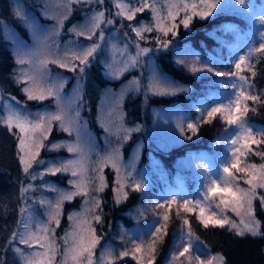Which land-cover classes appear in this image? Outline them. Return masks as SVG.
I'll return each instance as SVG.
<instances>
[{
    "label": "rangeland",
    "instance_id": "rangeland-1",
    "mask_svg": "<svg viewBox=\"0 0 264 264\" xmlns=\"http://www.w3.org/2000/svg\"><path fill=\"white\" fill-rule=\"evenodd\" d=\"M31 1L37 9L39 16L43 19V23L41 24L37 21V19H34L28 10L23 8L21 2L15 1L12 5V10L13 8L18 7L26 14V16L30 17L34 21V26L37 29V33L33 35L28 28L24 27L27 33V39L24 40V42L29 48L37 52V55L31 58V64H18L16 62L18 59L17 46L11 38L13 34L11 31L12 29L5 22L0 23L1 32L4 38L11 41L13 46V58L15 62L14 77L19 84H22V91L24 87L28 86L24 73L31 74L35 64H37L40 59L45 58V53L47 54V58L49 60L57 59L65 55V52L68 51V46L72 41H78V43L82 45H88L91 43V41L85 39L84 37H76L74 33L69 32V29H71L74 25L83 23L85 13H90L93 10H106L105 19L112 18L115 21L114 24L110 26L106 24L101 25L105 32V40L101 42V50H98L95 54V59L92 62V64L99 63L102 75L105 79L111 81L117 80L107 78L109 71H118L123 66L121 63L122 61H128L131 57H136L137 44H139L141 48L147 47L149 52L139 57V62L136 67L129 68L128 70L120 73L118 79L127 73V80L118 84L116 87L109 86L101 92V96L97 101L94 113V120L98 129L96 135L92 134V132L87 129L86 118H89V112L87 116L84 115L85 103L83 100V107L80 111V123L82 125V131L85 134V139H87L92 146L91 154L88 155L86 152L88 160L85 178L88 195H76L81 197L80 202H78L77 209L68 214L67 225L65 230L60 235H56L58 225L54 221L49 223V214L52 211V208L49 207V205H54L58 198V193L53 191V189L58 188L65 191H75L72 184L69 182L79 179V177H72L70 172H60L55 174L59 175L61 178L65 176V181L62 184L49 181L44 177L45 175H53L47 171L48 167L52 166V162L57 160L66 161L68 158H74V154L69 153L65 145L75 142V134L73 133L70 135L68 132L63 131L59 126V121H53L48 137L53 132L63 133L64 135L61 139H55L54 141H50L48 143L46 142V144L45 141H47L48 138L46 140H42L45 147L40 149L36 160L43 161L44 163H37L36 161H33L29 172L25 173L19 160L21 171L24 175V181L20 191L22 188L26 189V191L23 194L21 193L22 208L16 232L24 230V223L22 222H27L33 233L37 232V229L42 228L44 225H47L50 229H54V233L49 232L47 235L50 238L54 237L56 244L59 246L58 254L56 259L53 261V264H59L62 260L64 249V240L62 238L65 237L66 233L76 230L75 225L81 220L84 221L81 226L83 229V235L87 236L89 234L87 231L88 228H92L93 226L92 220L96 215L95 213L97 209L95 212L86 213L83 217H81L80 214L84 212L85 207L91 208L93 206V197L99 200L100 192L95 191V189L101 183V176L104 178V187L108 179L112 182L115 202L126 198V195L128 196L131 193L130 190H135L134 196L131 199L134 200L135 203L132 206L129 205L130 207L127 206L125 212H123V217L125 218L123 220L120 219L116 224H114L116 232H114V234L111 233L106 239H102L101 244H97L93 249V264H121L122 262H127V264H148L150 259L147 254L148 246L149 244H154L155 251L153 253H156L160 245L163 243V235L161 234L162 227H164L163 229L165 231L166 224L169 222L163 220V216L166 214L164 206L169 205L173 199H175V203L171 204H178L179 209L183 210L181 213H190V211H185L179 206L184 203L185 199H187L191 202L189 204V208H194L191 212L195 213V215H193L197 218L199 215V206H196V204L197 201H200V206H203L206 209L205 216L215 213L217 218L226 217L230 223H235L243 228V225L240 224L241 217L232 212L230 207L225 208L223 205L219 208L216 207V205L219 204L218 196L205 199L207 188L211 186V182L213 180L220 181V178L225 176L223 173V167L226 165L230 166L232 159L231 149L234 146L231 145L230 141L235 137L238 128L236 125L227 124L226 113L222 112L215 115H218L217 117L220 118L224 125V129L209 144L208 148L203 150L196 157L176 161L173 165L172 171H170V174L167 173V171L163 172L161 169L158 170L154 167L150 152H148L145 160L142 161V164L139 161L140 149L143 147L144 143H149L151 147L158 150H164L170 148L171 146H178L188 140L186 139L187 136L185 137L183 135L184 128L190 133L189 137H191V134L193 136L196 131L193 132L192 129H189L188 124L192 123L195 128H197L199 122L198 120L201 118L200 115L203 114L207 117V112L210 111L212 107L219 106L221 103H228V97L233 93L230 83H239L238 79L236 77L225 76L223 80H216L218 82V87L213 91H207L203 94L208 98L207 101L205 100L206 103H200L197 100L193 103H188V105H185L184 102V104H178V106L174 105L164 108L159 107L156 109L151 108L147 112L148 120L145 123V126L143 125L141 127L138 122H135L136 124L134 125H125L122 112V106L124 105L123 102L125 98L130 93L134 97H137L140 93L145 94V90L149 88V81L153 78L159 81L160 86L167 89L168 93L154 94L153 91H148L147 96L170 97L178 95L179 93H184L186 95L185 98H188V88L180 87L171 82L169 79L162 77L154 59L152 58V48L159 47L158 45L160 43H157V38L160 36H163L164 38V33L156 28V19L153 18L151 7L145 8V10H148L147 15L150 16L151 19L148 23H142L140 20L135 21V16L131 21L123 17H117L115 13L118 12L119 9L115 7L116 0H104L102 7L96 4L88 6L84 3H74L78 4L81 9L85 10V12L76 23L68 28L62 39H59L60 34H54L53 30L57 28L58 21H63L65 16L68 15V9L73 3L69 4L68 0ZM119 2L126 3L129 7H133L139 6L143 0H119ZM210 2H213V0H210ZM147 3L149 5H155L157 8L159 16L162 18V27H171L173 25L172 21L174 20L167 19L168 5L170 4H178L181 9L183 4L186 3L189 5L187 12L179 10L176 18L184 19L186 15L193 17L194 12L205 10L202 0H147ZM246 4L251 6L247 11L241 9L240 6L235 5L234 0H220V4L217 5V8L212 10V15L217 13L233 14L236 18L242 21V29L233 30L231 35L225 34L224 36H220V39H222L221 41H229V44L227 43V48L232 53L233 57V60L231 61V72L236 71L234 64L239 60L240 56L247 57L248 59L246 60V63H249L250 56L256 52L255 51L249 55L250 49H259L260 44L264 43V35H262L264 34V23H261L262 16H264V0H246ZM191 5H195L196 7L192 8ZM233 8L235 11H233ZM212 15L197 16L205 18ZM129 25H143L145 27H151L152 31L142 32L141 36L143 38L139 39L136 34L131 31ZM179 25L181 26L180 21L176 27ZM5 26L7 27V33L5 32ZM60 28L61 27H59V33ZM50 33H53L50 36V39H48L45 44L41 45L39 40L44 36H48ZM125 33H127V35H125ZM148 33H150L151 38L147 37ZM98 35L99 32H97V36ZM95 38L96 37L93 39ZM151 39H155L156 41L151 42ZM148 41L152 43L153 46L147 45ZM126 43L127 50L125 51L124 49ZM262 53L264 54V51H262ZM175 60L177 62L183 61L182 63L187 66L185 67L195 79H198L199 77L204 78L206 76L211 78L220 77L214 73L204 70L205 67H210L212 63L214 64V62H212L215 61L214 58L207 56L199 58L196 54L192 55L187 51H178L175 53ZM105 61L111 65V68L108 70H106ZM73 63L78 65L79 61L77 60ZM46 67L49 73V80L47 83L51 84L54 90L60 93L63 98L61 100V105L67 106V101L72 97L74 88L78 84L76 74L68 71L66 68L59 67L56 63L50 62ZM193 67L198 70L192 71L191 69ZM86 72L87 70H85V74ZM245 73L246 70L241 74L245 75ZM62 82L64 83V87L61 89L60 84ZM134 82H138L140 90L128 91L122 99H119L117 104L114 94L116 98H118V94L122 91V89H135L137 87V83ZM226 85L229 86L226 87ZM24 95L27 99V95L25 93ZM45 100H48L46 106L39 109H29L21 106L13 99L4 98L1 103L2 113L0 120L7 115L5 105H8L12 110L19 111L21 115L27 116L30 120H35L39 113L45 111L53 113L58 111L55 96L47 97ZM138 112L139 111L134 108L132 115L138 116ZM140 115H144L143 110H141ZM244 120L247 122L248 126L257 138H259L260 134H264V127L253 129L245 117ZM137 127H139V131L135 130ZM13 128L18 133V136L24 135L21 134L15 126H13ZM118 128L121 129L119 132L117 131ZM105 129H107V131H105ZM122 129H128L129 131L125 133ZM125 134L128 136L126 140L123 138ZM134 134H136L135 138H133ZM36 135H39V133ZM129 141L131 142L129 143ZM56 144L60 146L53 147V145ZM235 147H239V145H236ZM251 147L253 151H257L259 145H252ZM117 149L119 150L117 153L118 159L116 160L117 167H113L112 163L109 162L103 164V170L100 171V158L108 156ZM57 151L62 152V154L55 156L48 155L51 152ZM17 152L19 159V156L23 154L19 150V140L17 141ZM41 155L45 156L40 157ZM255 158L257 160H255ZM241 161L245 164L254 163L259 165L264 163V160L257 155H254L252 160L249 159V153L242 156ZM133 162L134 167H131ZM117 168H119V172L117 171ZM233 172L238 177L236 183L239 187L247 189L249 186L243 183L244 174L235 173V170H233ZM32 177H35V179ZM137 183L140 185L139 188L135 187ZM121 184L124 185L123 188L120 187ZM256 193L257 196L253 200V215L255 205L260 204L259 197L264 196V188H257ZM85 200H88L87 205L84 203ZM262 210L264 212V208H262ZM70 216L72 219H69ZM245 219H247V217H245ZM184 220L185 218L183 217L178 224V238L175 240L174 244L170 242V245L167 246V254L164 257L166 259L165 263L209 264V262H211V264H223V261L219 259L221 256L210 253L206 246L189 235L188 225L184 224ZM226 226L230 228V224H226ZM156 227H160L161 232L154 236L153 233L155 232ZM170 227H172V224ZM232 230L236 233L235 229ZM171 231L169 232V236L171 237L170 241H172ZM39 234L45 235L43 232ZM245 234L251 235L250 233ZM69 243L71 244V240H69ZM184 247H188V252L185 253L184 256H179V253L183 251ZM11 248L13 253L18 256L17 258L22 264V257L14 251L15 248H19L24 255H30L33 251H44L39 244H34L31 248H29L27 245L13 243ZM122 252L127 253V255L121 256ZM109 253H111L110 256L108 255ZM174 257H177V259H174ZM151 262L153 263L152 259ZM69 264H71V261H69Z\"/></svg>",
    "mask_w": 264,
    "mask_h": 264
},
{
    "label": "snow or ice",
    "instance_id": "snow-or-ice-1",
    "mask_svg": "<svg viewBox=\"0 0 264 264\" xmlns=\"http://www.w3.org/2000/svg\"><path fill=\"white\" fill-rule=\"evenodd\" d=\"M68 3H84L85 5L91 6L92 4H96L99 6H103L104 0H68ZM204 4L203 11L194 12V15L200 16H208L212 15V10L217 8V5L220 4V0H202ZM234 4L240 6L241 9L247 11L250 9V5L246 4V0H234ZM115 7L119 9L118 12L115 13L117 17H123L129 21H131L136 13H141L145 10V8L151 7V11L153 13V18L156 19V28L159 31H162L165 36L168 35L169 32L172 33L173 36L176 35L175 25L173 24L171 27H162V18L159 16L158 10L155 5H149L147 0H143L139 4V6L129 7L126 3H120L119 0H116ZM192 8H195V5H191ZM189 8L188 4H183L182 9L178 4H170L168 5V14L167 19L175 20L176 15L179 10H184L187 12ZM13 15L21 22L22 27L28 28L33 35L37 33V29L34 26V21L26 16V14L20 10V8H13ZM71 11V8L68 9ZM233 11L235 9L233 8ZM106 17V10L95 11L93 10L90 13H85L84 22L79 25H74L69 32L74 33L76 37H84L85 39L91 41L88 45H82L78 43V41H72L68 46V51L65 52L63 57L49 60L47 58V54L45 53V58L40 59L37 64H35L33 72L31 74L24 73L26 77V83L28 86L23 88L24 93L27 95L28 100H37L43 101L47 97L55 96L58 111L55 113L50 111H45L38 114V117L35 120H30L27 116L21 115L19 111L12 110L8 105H5V109L7 110V115L0 120L3 124L7 126L9 131L12 130L13 126L19 130L21 134L18 136L19 140V150L22 155L19 156V160L21 165L23 166V170L25 173L29 172V169L32 167V162L36 161L37 163H44L43 161H37L36 158L39 155L40 149L45 147L42 143V140H46L52 128L53 121H59L60 128L68 132L70 135L75 134L76 140L74 143H68L65 145L69 153L74 154V158H68L66 161L57 160L52 162V166L48 167L47 171L53 175L60 172H70L72 177H79V179L72 180L69 183L72 184L75 191H65L61 189H53L58 193V198L54 205H49L52 208V211L49 214V223L55 222L57 225L60 223V207L63 201L72 200L76 195H88V189L86 185L85 172L87 171V160L88 155L92 152V146L87 139H85V134L82 131V125L80 123V111L83 107V93L87 83V78L85 76L86 68L90 67L93 60L95 59V54L98 50H101V42L105 40V32L101 27L102 24L113 25L114 19ZM67 16H65V19ZM192 19V16L186 15L180 23L183 24L185 28L189 27V21ZM2 23V22H0ZM63 21H58V26L53 30V33L59 34V27L62 26ZM261 23H264V16H262ZM131 31L134 32L137 38L142 39V32H151V27H145L143 25H129ZM5 32L7 33V27L5 26ZM97 32L99 35L97 36ZM50 33L48 36H44L39 40L41 45L45 44V42L50 39V36L53 34ZM127 35V33H125ZM264 35V34H262ZM96 37L95 39H93ZM14 43L17 46V63L25 64L32 63L31 58L37 55V52L33 49L29 48L23 40H20L12 34L11 37ZM157 43H160L159 38H157ZM163 47L168 46V41H165L162 45ZM137 55L136 57H131L128 61H122V68L118 71L112 72L109 71L108 77L109 79H118L120 73L128 70L129 68H134L137 66L139 62V57L143 54L149 52L147 47L141 48L139 44L136 45ZM125 51L127 50V43L125 45ZM255 51H264V43L260 44L259 49H250L249 55H251ZM70 52V55H69ZM248 58L245 56H240L239 60L235 62L234 67L236 69L235 72L230 73H222L215 71L212 67H205L204 70L210 73H214L217 76H228V77H236L239 83L232 82L230 83V87L233 90V93L228 97V103H221L219 106L212 107L210 111L207 112V117L212 118L217 113H226V122L228 125H236L238 131L235 134V137L231 139L230 143L234 146L231 149L232 159L230 162V166L226 165L223 167L224 177L220 178V181L213 180L211 182V186L207 188V193L205 199L219 197V204L216 205L219 208L223 205L225 208L231 209L237 216L241 217L240 224L243 225L241 228L239 225L235 223H230L226 217L217 218L216 214L213 213L211 215L205 216V207L200 206V201H197L196 206H199V215L198 219L201 224L204 225L205 228L208 227L209 223L213 226L224 227L226 224H230V229L236 230L237 236H243L245 233H250L252 236L264 235V232L260 231V223L253 215V200L256 198L257 188H264V163L259 165L257 164H245L241 161V157L246 155V153H253L254 155L260 156L262 160H264V150L253 151L252 145H261L264 144V134H261L259 138L254 135L251 128L248 126L247 122L244 120L246 114L250 111L248 106V101H251L253 105H261L264 106V90L253 89L256 88L254 83H249V78L241 73L245 70H248L251 74L252 78L257 76V72L253 70V65L250 63H246ZM79 61V64L73 63L74 61ZM56 63L61 68H66L68 71H71L76 74V79L78 81L77 86L74 88L72 97L67 101V106L61 105V100L63 99L60 93L51 86V84L47 83L49 80V73L47 70L48 63ZM183 61H178V63H182ZM106 70L111 68V65L105 61ZM192 71H197L198 69L193 67ZM137 87L135 89H122V91L118 94V98H116L114 94V98L118 104L119 99H122L123 96L128 91H138L139 85L138 82ZM229 85H226L228 87ZM64 87V83L60 84V88ZM148 91H153L155 93H163L167 94L168 90L164 89L160 86L159 81L155 78L149 81V88L145 90V94L147 95ZM14 99V98H13ZM252 111H256V108L253 107ZM207 122V120L205 121ZM188 128L192 129L193 132L196 131L194 124L189 123ZM121 129H117L119 132ZM125 133H127L128 129H122ZM135 130L139 131V127ZM107 131V129H105ZM39 133V135H36ZM125 140L128 138L127 134L123 137ZM186 139H191V137H186ZM239 145V147H235ZM60 145L56 144L53 147H59ZM118 149L113 153H110L106 157L100 158V171L103 170V164L112 163L113 167H117L116 160L118 159L117 153ZM131 167H134V162ZM235 173H243V183L247 184L249 187L247 189L239 187L236 183L238 177ZM119 172V168H117ZM35 179V177H32ZM103 176L100 177L101 183L95 189V191L100 192L104 189L103 184ZM123 184L120 185L123 188ZM136 188H139L140 185L137 183L135 185ZM26 189L22 188L21 193L23 194ZM230 197V199H229ZM260 204L261 207L264 208V196H260ZM94 204L91 208L85 207L84 212L80 214L83 217L88 212H95V210L99 207L100 201L93 197ZM119 202V200H117ZM85 205L88 204V200H85ZM171 203H175V199ZM171 203H169V207H171ZM191 202L187 199L184 200V203L180 205L185 211H193L194 208H189V204ZM247 217V219H245ZM168 215L165 214L163 216V220H168ZM69 219H72L70 216ZM94 219L96 222L101 221L100 215H95ZM24 223V230L14 232L12 234V238L9 241L8 247L11 248L13 243L27 245L31 248L34 244H39L41 248L44 249L43 252L33 251L30 255H24L19 248H15L18 254L21 255L23 264H53V261L56 259V256L59 251V246L56 244L55 238H50L47 233L53 232L54 229H50L47 225H44L42 228H38L37 232L33 233L30 230V226L27 222ZM82 223L83 220L79 221L75 225V229L73 232L66 233L64 240V249H63V257L59 264H93L92 256L93 249L99 243V238L95 234V230L92 228H88V235L85 236L82 234ZM184 224H188V220H184ZM45 233V235H40L39 233ZM161 232L160 227H156L153 235ZM189 235L191 236V230H189ZM71 240V244L69 243ZM155 251L154 244H149L148 246V256L150 257L148 264H152L151 262V254ZM188 252V247H184L183 251L179 253V256H184L185 253ZM109 256L111 253L108 254ZM127 255V253L122 252L121 256ZM135 258V257H134ZM103 259V257H102ZM177 259V257H174ZM223 261V257L219 258ZM0 264H4V261L0 259ZM211 264V262H209Z\"/></svg>",
    "mask_w": 264,
    "mask_h": 264
},
{
    "label": "trees",
    "instance_id": "trees-1",
    "mask_svg": "<svg viewBox=\"0 0 264 264\" xmlns=\"http://www.w3.org/2000/svg\"><path fill=\"white\" fill-rule=\"evenodd\" d=\"M15 1L21 2L23 8L28 10L40 24L43 23V19L39 16L31 0H0V22H5L12 29L11 31L13 34L24 41L27 39L26 29L21 26L19 20L15 18L12 13V5ZM70 8L71 11L68 12L67 18H64L60 28L59 39H62L68 28L76 23L85 12L78 4L73 3ZM147 13L148 10L136 13L134 20L148 23L151 17L148 16ZM182 19L183 18H176L172 21V24L176 26ZM241 22L242 21L233 14L217 13L205 18L194 15L189 21L188 28H185L181 23V26L179 25L174 29L176 31L175 36H173L171 32H169L167 36L163 34L164 38L160 36L159 40L161 42L158 45L159 47H151L152 58L162 77L169 79L180 87L188 88V98H185L186 95L184 93H179L178 95L170 97H149L143 93L134 97L130 93L125 98L123 102L124 105L122 106L124 124L134 125L136 124L135 122H138L141 127L143 125L145 126L148 120L147 112L151 108L156 109L159 107L178 106V104H184V102L185 105H188V103H193L197 100L200 103H206L208 98L203 94L217 88L218 82L216 80H223L225 76L216 78L206 76L204 78L199 77L195 79L192 77L189 70H187V66L184 63L181 64L175 60V53L178 51H187L192 55H198L199 58H204L206 56L214 58L215 61H212L214 64L212 63L210 67L218 72L229 73L232 70L231 61L233 57L232 53L227 48L229 41H221L222 39H220V36H224L225 34L231 35L233 30L242 29L243 26ZM147 37L151 38L150 33L147 34ZM151 40V42L156 41L155 39ZM165 41H168V46L166 48L162 46ZM147 45L153 46L149 41ZM249 63L253 65V70L257 72L255 78L251 77L248 70H246L245 73V76L249 78V83H254L256 86L253 91L256 89L264 90V54L262 51L253 53L250 56ZM14 70L15 62L12 43L4 38L0 28V118L2 113L1 103L4 98H14L13 100L18 104L29 109L42 108L46 106L48 102V100L38 102L26 99L22 91V84H19L15 80ZM86 70L85 76L87 78V83L83 93V100L85 103L84 115L87 116L89 112V118H86L87 129H89L92 134L96 135L98 129L94 120V113L101 92L109 86H118V84L128 79V74L126 73L120 79L111 81L105 79L102 75L99 63H93ZM247 103L250 111L245 116L246 120L253 129L264 127V106L253 105L251 101ZM253 107L256 108V111L251 110ZM134 108L139 111L138 116L132 115ZM141 110H143L144 115H140ZM200 116L198 127L193 136L191 134V139L186 140L178 146H171L164 150H158L151 147L149 143H144L143 147L140 149L139 161L141 164L142 161L145 160L148 152H150L154 167L158 170L161 169L163 172L167 171V173L170 174L176 161L196 157L203 150H206L209 144L224 129V125L220 118L217 117L218 115L212 118L205 117L203 114ZM206 120L207 122H205ZM63 135V133L53 132L48 137L47 141H45V144L55 139H61ZM183 135L189 137L190 133L184 128ZM135 137L136 134L133 135V138ZM17 141L18 133L16 130L12 128V130L9 131V129L0 122V259L4 261V264H22L20 260H18V256L13 253L12 248L8 247L12 234L17 231L22 208L20 188L24 181V175L21 171L18 159ZM131 141H129V143ZM257 149L264 150V144L259 145ZM58 154H62V152H51L48 155L55 156ZM42 156L45 155H41L40 157ZM253 158L254 154L249 153V159L252 160ZM255 160L257 159L255 158ZM64 177L65 176L61 178L59 175H45L44 178L62 184L65 181ZM130 192L128 196L126 195V198L119 200V202H115L112 182L109 179L106 181L103 191H100V204L95 213L101 216V221L96 222L94 218L92 220V229L95 230V234L99 238L98 245L101 244L102 239H106L111 233L114 234V232H116L114 224L120 219L123 220L125 218L123 217V212H125L126 207H130L135 203L134 200H131L135 190H130ZM80 198L79 196H75L73 200L62 203L59 217L60 223L57 227L56 235H60L65 230L68 214L77 209ZM164 208L169 217L167 220L169 222L166 224L165 231L163 229L164 227H162L161 234L163 235V243L156 253H152V264H166V259L164 257L167 254V246L170 245V242L174 244L175 240L178 238V224L183 217L188 220L187 225L188 230H191V237L197 239L206 246L210 253L223 257V264H264V235L252 236L245 234L243 236H237L234 230L226 225L220 227L218 225L213 226L209 224L208 227L205 228L200 220L194 216L195 213L191 211V214L188 212L186 214H184V212L181 213L183 210L179 209L178 204H171V207L165 205ZM254 217L260 223V231L264 232V212L260 204L255 205ZM171 224L172 227H170ZM170 231L172 233V241H170ZM121 264H127V262H122Z\"/></svg>",
    "mask_w": 264,
    "mask_h": 264
}]
</instances>
